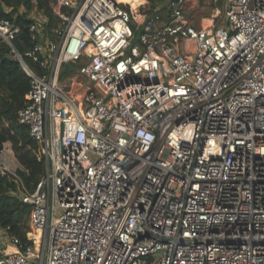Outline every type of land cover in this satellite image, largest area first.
Masks as SVG:
<instances>
[{
	"label": "built area",
	"instance_id": "obj_1",
	"mask_svg": "<svg viewBox=\"0 0 264 264\" xmlns=\"http://www.w3.org/2000/svg\"><path fill=\"white\" fill-rule=\"evenodd\" d=\"M152 1L54 0L60 25L41 41L34 21L25 52L0 20L46 164L12 192L29 230L3 228L0 264H264V0L206 27L190 0ZM19 169L0 146V173Z\"/></svg>",
	"mask_w": 264,
	"mask_h": 264
},
{
	"label": "trees",
	"instance_id": "obj_2",
	"mask_svg": "<svg viewBox=\"0 0 264 264\" xmlns=\"http://www.w3.org/2000/svg\"><path fill=\"white\" fill-rule=\"evenodd\" d=\"M53 2L36 1L37 9L47 18L44 26L49 33L60 24V18L53 12ZM33 6V0H0V20L9 19L21 28L14 41L21 52L32 46L29 29L34 20L19 9L24 7L31 10ZM9 51L8 44L0 39V146L10 143L17 161L24 169L18 170L20 179L10 173H0V228H7L10 234L27 240L30 207L12 192L22 185L34 190L45 174L46 164L44 158L40 159L36 155L38 144L28 127L18 121V110L25 105V96L30 89V77Z\"/></svg>",
	"mask_w": 264,
	"mask_h": 264
},
{
	"label": "rangeland",
	"instance_id": "obj_3",
	"mask_svg": "<svg viewBox=\"0 0 264 264\" xmlns=\"http://www.w3.org/2000/svg\"><path fill=\"white\" fill-rule=\"evenodd\" d=\"M33 1H34V6L31 10H27L24 7H20L19 11L23 14H26L29 18L33 19L34 21L42 24V30L43 29H45V30H43V33H42L43 38H41V41H45V40L51 38L52 36L50 35L48 29L45 28V26H44V22H45L44 19L45 18L43 19V17H45V16L42 13V11H39L37 9V4H36L37 0H33ZM166 2H167V0H154V1L150 2V5H149L150 9H151L150 11L152 12L154 10L152 7L154 3L156 4L155 6H163V4H165ZM196 6H198L200 8V10H201L200 12L202 14L211 15L213 17V19H215L216 24H219L224 19V16H225L224 0H218V1L198 0V3ZM192 11H193V9H192ZM192 11H190V12H192ZM192 15H194V12H192ZM59 25L60 24H58V26ZM74 70H75L74 65H67L66 69L64 70L63 76H66L67 74H69L70 72H73ZM8 144L11 146L10 143H8ZM3 232H4L3 228H0V240L2 238H4V236H5V234H3Z\"/></svg>",
	"mask_w": 264,
	"mask_h": 264
},
{
	"label": "crops",
	"instance_id": "obj_4",
	"mask_svg": "<svg viewBox=\"0 0 264 264\" xmlns=\"http://www.w3.org/2000/svg\"><path fill=\"white\" fill-rule=\"evenodd\" d=\"M208 1H211V0H208ZM197 3H198V0H190L186 7V14L190 18L191 22L198 27H201V26L206 27L212 24H216L215 19H213L211 15H205L200 12L201 11L200 8L196 6ZM190 11L194 12V15H192V12Z\"/></svg>",
	"mask_w": 264,
	"mask_h": 264
},
{
	"label": "bare ground",
	"instance_id": "obj_5",
	"mask_svg": "<svg viewBox=\"0 0 264 264\" xmlns=\"http://www.w3.org/2000/svg\"><path fill=\"white\" fill-rule=\"evenodd\" d=\"M124 1H132L133 2V5L136 7V6H138L144 0H124Z\"/></svg>",
	"mask_w": 264,
	"mask_h": 264
}]
</instances>
